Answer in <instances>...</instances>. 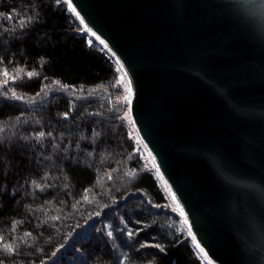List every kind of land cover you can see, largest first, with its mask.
<instances>
[{
	"label": "trees",
	"instance_id": "trees-1",
	"mask_svg": "<svg viewBox=\"0 0 264 264\" xmlns=\"http://www.w3.org/2000/svg\"><path fill=\"white\" fill-rule=\"evenodd\" d=\"M128 84L67 0H0V264H207Z\"/></svg>",
	"mask_w": 264,
	"mask_h": 264
},
{
	"label": "water",
	"instance_id": "water-1",
	"mask_svg": "<svg viewBox=\"0 0 264 264\" xmlns=\"http://www.w3.org/2000/svg\"><path fill=\"white\" fill-rule=\"evenodd\" d=\"M67 1L207 258L264 264V0Z\"/></svg>",
	"mask_w": 264,
	"mask_h": 264
},
{
	"label": "rangeland",
	"instance_id": "rangeland-1",
	"mask_svg": "<svg viewBox=\"0 0 264 264\" xmlns=\"http://www.w3.org/2000/svg\"><path fill=\"white\" fill-rule=\"evenodd\" d=\"M73 9V8H72ZM75 12V11H74ZM89 32V31H88ZM90 33V32H89ZM91 34V33H90ZM94 38H96L93 34H91ZM100 42V41H99ZM101 43V42H100ZM124 71V70H123ZM125 73V72H124ZM126 75V74H125ZM126 77H127V75H126ZM127 79H128V77H127ZM128 83H129V80H128ZM129 85V84H128ZM127 93H128V91H127ZM126 93V94H127ZM126 94H125V96H126ZM125 96H124V99H125ZM162 177V176H161ZM164 181V180H163ZM164 183H165V181H164ZM166 184V183H165ZM168 187V186H167ZM174 197V196H173ZM175 199V198H174ZM175 202H176V200H175ZM176 204H177V202H176ZM176 210H177V212L179 213V214H181L182 215V213H181V211H180V209H179V207H178V205H176ZM188 227V226H187ZM197 247L199 248V251H200V253H201V256L207 261V264H214L212 261H210L208 258H207V256L205 255V253L203 252V250L199 247V245L197 244Z\"/></svg>",
	"mask_w": 264,
	"mask_h": 264
},
{
	"label": "snow or ice",
	"instance_id": "snow-or-ice-1",
	"mask_svg": "<svg viewBox=\"0 0 264 264\" xmlns=\"http://www.w3.org/2000/svg\"><path fill=\"white\" fill-rule=\"evenodd\" d=\"M5 75H6V73H5ZM32 74L31 73H29V76H31ZM6 82V81H5Z\"/></svg>",
	"mask_w": 264,
	"mask_h": 264
},
{
	"label": "bare ground",
	"instance_id": "bare-ground-1",
	"mask_svg": "<svg viewBox=\"0 0 264 264\" xmlns=\"http://www.w3.org/2000/svg\"><path fill=\"white\" fill-rule=\"evenodd\" d=\"M129 96V98L131 97V93L128 95Z\"/></svg>",
	"mask_w": 264,
	"mask_h": 264
}]
</instances>
